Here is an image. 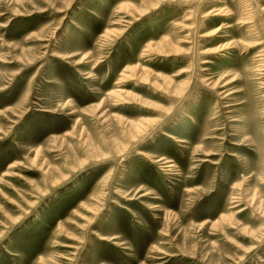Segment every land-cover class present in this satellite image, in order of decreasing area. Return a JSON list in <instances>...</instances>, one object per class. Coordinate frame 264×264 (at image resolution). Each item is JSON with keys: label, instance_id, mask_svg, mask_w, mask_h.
<instances>
[{"label": "rangeland", "instance_id": "obj_1", "mask_svg": "<svg viewBox=\"0 0 264 264\" xmlns=\"http://www.w3.org/2000/svg\"><path fill=\"white\" fill-rule=\"evenodd\" d=\"M0 264H264V0H0Z\"/></svg>", "mask_w": 264, "mask_h": 264}, {"label": "bare ground", "instance_id": "obj_2", "mask_svg": "<svg viewBox=\"0 0 264 264\" xmlns=\"http://www.w3.org/2000/svg\"><path fill=\"white\" fill-rule=\"evenodd\" d=\"M177 139V138H176ZM178 141H181V139L180 138H178L177 139ZM163 158H165V157H161V158H159V160H161V159H163ZM166 162H168V164H166V166L169 168V167H172L174 164L173 163H169V160H167ZM165 163V162H164ZM165 166V165H164Z\"/></svg>", "mask_w": 264, "mask_h": 264}]
</instances>
